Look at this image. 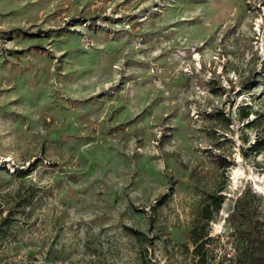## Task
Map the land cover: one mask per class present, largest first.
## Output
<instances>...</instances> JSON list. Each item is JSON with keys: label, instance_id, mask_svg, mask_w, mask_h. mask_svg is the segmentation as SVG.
Returning a JSON list of instances; mask_svg holds the SVG:
<instances>
[{"label": "rangeland", "instance_id": "1", "mask_svg": "<svg viewBox=\"0 0 264 264\" xmlns=\"http://www.w3.org/2000/svg\"><path fill=\"white\" fill-rule=\"evenodd\" d=\"M247 103L264 115V0H0V264L227 262L235 199L264 215Z\"/></svg>", "mask_w": 264, "mask_h": 264}, {"label": "trees", "instance_id": "2", "mask_svg": "<svg viewBox=\"0 0 264 264\" xmlns=\"http://www.w3.org/2000/svg\"><path fill=\"white\" fill-rule=\"evenodd\" d=\"M258 84H260L259 77L251 85H248L247 89L257 88ZM222 89L225 90L223 87ZM240 110V119L243 121L248 120L252 114L256 115L251 121V125L257 128L261 126L264 132V115L256 111L254 105L249 103L244 104L240 106ZM251 149L254 151V154H258L264 150V135H259L256 138ZM25 176L24 172V176L22 177ZM221 192L220 190L217 193L208 194L207 203L201 211L200 224H197L191 231V240L195 246L196 254L203 263L206 262L208 256L207 245L215 241L214 238L210 237L207 230L208 225L214 221L215 215L221 211L225 202L224 196L220 194ZM260 199V196L250 188L245 189L235 199L233 209L228 216V224L231 228L230 236L233 241L235 254L227 260L228 263L226 261L223 263L218 261L217 264H264V215L258 206ZM7 220L8 217L4 221L6 222ZM126 229L141 245L151 242V239H148L144 233L129 228ZM142 263L148 264L145 255L142 258Z\"/></svg>", "mask_w": 264, "mask_h": 264}, {"label": "built area", "instance_id": "3", "mask_svg": "<svg viewBox=\"0 0 264 264\" xmlns=\"http://www.w3.org/2000/svg\"><path fill=\"white\" fill-rule=\"evenodd\" d=\"M234 254H235V250L233 249V254L232 255L234 256Z\"/></svg>", "mask_w": 264, "mask_h": 264}]
</instances>
